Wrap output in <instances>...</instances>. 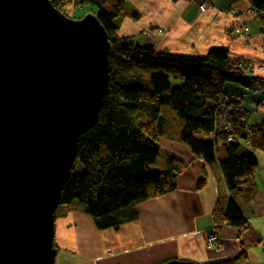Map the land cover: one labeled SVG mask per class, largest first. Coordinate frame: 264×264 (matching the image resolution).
Here are the masks:
<instances>
[{
	"label": "trees",
	"instance_id": "1",
	"mask_svg": "<svg viewBox=\"0 0 264 264\" xmlns=\"http://www.w3.org/2000/svg\"><path fill=\"white\" fill-rule=\"evenodd\" d=\"M50 1L69 18L78 8L95 7V15L109 35L107 92L97 124L84 133L77 144L76 160L83 166V172L76 175L72 167L62 187L60 205L76 201L85 207L99 229L114 228L119 225L113 217L116 212L173 192L177 187V177L186 168L182 161L167 158L165 172L150 170L160 152L157 141L165 123L161 117L162 107H169L183 121L180 142L196 158L211 166L218 161V148L210 136L216 115V99L230 96L224 92L227 84L250 89L256 78L247 75L225 49H210L202 56L159 52L147 44L130 43L131 37L115 36L118 26L114 20L124 12L127 0ZM110 1L115 3L112 10L107 11L104 7ZM248 1L264 12V0ZM126 16L133 20L140 18L133 10ZM134 70L162 72L152 74L150 91L130 86L127 81L119 83L115 80V77L128 75ZM168 72L177 76L178 86L171 87ZM232 122V134L249 141V144L246 146L242 142L239 146L226 148V157L218 162L228 191L238 196L246 191L257 167V160L249 148L264 153V122L262 126L255 127L257 131L250 136L246 135L240 118L233 117ZM241 146L247 153L238 156ZM203 186L204 180L199 181L197 188ZM212 220L214 226L236 228L239 235L249 229L248 219L233 200L226 209L218 201ZM233 262L246 263L244 253Z\"/></svg>",
	"mask_w": 264,
	"mask_h": 264
},
{
	"label": "crops",
	"instance_id": "2",
	"mask_svg": "<svg viewBox=\"0 0 264 264\" xmlns=\"http://www.w3.org/2000/svg\"><path fill=\"white\" fill-rule=\"evenodd\" d=\"M203 3L208 4L204 12L199 9ZM127 4L128 13L136 11L140 18L124 17L118 36H139L137 45L147 44L159 52L202 56L210 49H225L234 62L254 67L247 75L263 76L256 67L264 65V18L253 12L248 0H127ZM242 27L247 29L248 38L236 34ZM147 31L150 37L143 36ZM230 90L225 93L242 96L250 115L264 113L260 96H250L248 89L238 85ZM252 102H262V107L254 111ZM179 136L157 141L166 159L186 164L177 177L176 189L116 212L113 217L118 226L99 229L80 204L62 210L58 207L55 264H238L233 261L241 253L246 257L244 264H264V155L255 154L257 167L246 191L233 196L218 162L226 153L219 154L218 161L209 166L196 158ZM201 180L204 186L198 189ZM231 200L248 219L249 229L239 235L236 228L222 225L220 246L210 248L207 237L215 227L212 212L218 201L226 209Z\"/></svg>",
	"mask_w": 264,
	"mask_h": 264
},
{
	"label": "water",
	"instance_id": "3",
	"mask_svg": "<svg viewBox=\"0 0 264 264\" xmlns=\"http://www.w3.org/2000/svg\"><path fill=\"white\" fill-rule=\"evenodd\" d=\"M110 49L95 14L0 0V264H55V213L78 141L98 122Z\"/></svg>",
	"mask_w": 264,
	"mask_h": 264
},
{
	"label": "rangeland",
	"instance_id": "4",
	"mask_svg": "<svg viewBox=\"0 0 264 264\" xmlns=\"http://www.w3.org/2000/svg\"><path fill=\"white\" fill-rule=\"evenodd\" d=\"M114 3H115L114 1H110L109 3H107V5H105L104 8L107 11H111ZM96 12H97V9L95 7L84 6L83 8H78V9L74 10L73 15H71V16H72V19L78 20V19L83 18L84 16H86L88 14H94ZM67 14H69V12H67ZM127 14H129L128 13V4L125 7L124 12L121 15H119L117 18H115V20H114L115 25L118 26V30L116 31L115 36H118L117 32L120 31V27L122 24L121 20ZM120 36L121 35H119L118 37H120ZM139 41H140L139 36H136L134 38L131 37V39H130V43H132V44H137ZM155 72H162V71L134 70L128 75H121V76L115 77V80L119 83L127 81L130 86H134L137 88H142V89H145L147 91H150L151 90L150 78H151L152 74ZM167 74L169 75V81H170L172 88H174L180 84V82L176 81L175 77H177V76L174 73L168 72ZM233 85L234 84H227L224 88V92H226V93L231 92L232 90H230V88L233 87ZM162 113H163V116L165 118V123H164V127L162 129V132H161V136L159 138H161V137L162 138L163 137H174V136L177 137L178 135H180L182 128L180 129L179 123H181L183 125V121L180 120L171 111V109L167 106L162 107ZM143 120L146 121V118L143 117ZM263 122H264V113L262 111H258L257 113H252L250 115V118L248 121V126L249 127L259 126L260 127V126H262ZM263 130H264V126H263ZM242 147L243 146H241L237 151L238 156H243L244 154L247 153V150H244ZM248 151H250L254 156L256 153H258L260 155H264L263 152L255 151L251 148H249ZM225 153H226L225 148H218L217 156L219 154L225 155ZM73 166H74V169H73L74 174L80 175L83 172V166L77 160L74 162ZM167 168H168L167 167V159H166L163 152H159V156L157 157L156 162L150 166V170L152 172H165L167 170ZM73 204H80V203L74 201V202L70 203L69 205H60L59 208H61V210H62V209H65L66 207H69ZM80 205H82V204H80ZM55 239H56V235H55Z\"/></svg>",
	"mask_w": 264,
	"mask_h": 264
},
{
	"label": "built area",
	"instance_id": "5",
	"mask_svg": "<svg viewBox=\"0 0 264 264\" xmlns=\"http://www.w3.org/2000/svg\"><path fill=\"white\" fill-rule=\"evenodd\" d=\"M174 1V0H169ZM200 11L204 12L208 9V4L203 3L199 6ZM253 12L257 14L258 17L264 18V12L257 10L253 6H251ZM232 14H235L234 11H231ZM237 35H242L245 38H248L247 29L246 28H238L235 30ZM144 37H150V32H144ZM239 67H241L246 73L253 71V66L248 65L247 63H239ZM258 71L263 72V76L256 78L255 83L252 85L250 89H248V93L250 96H260L264 101V65L256 67ZM216 115L214 118L213 130L211 132V138L217 148H229L239 146L240 143H244V145H248L249 141L241 140L240 138L234 136L233 133V122L232 118H240L242 123L244 124L245 133L247 136H250L252 133H255L257 129L255 127H249L248 121L250 112L243 106V97L239 95H230V96H220L216 99ZM251 107L254 111L260 109L262 107V102H252ZM221 243V239L219 238L218 243L211 245L209 242V247L217 246Z\"/></svg>",
	"mask_w": 264,
	"mask_h": 264
},
{
	"label": "bare ground",
	"instance_id": "6",
	"mask_svg": "<svg viewBox=\"0 0 264 264\" xmlns=\"http://www.w3.org/2000/svg\"><path fill=\"white\" fill-rule=\"evenodd\" d=\"M212 221H213V220H212ZM220 227H221V226H220ZM220 227H219V226H218V227L215 226V227H214V232L211 233L210 235H208V237H207V244H208V245H210L209 242H211V245H214V244H217V243H218V240H219V238H220V234H219ZM220 244H221V243H220ZM220 244L217 245V246H214V247H219ZM214 247H210V248H214Z\"/></svg>",
	"mask_w": 264,
	"mask_h": 264
}]
</instances>
